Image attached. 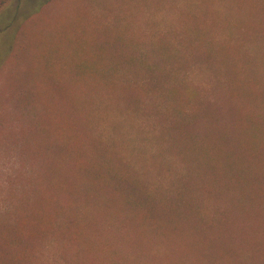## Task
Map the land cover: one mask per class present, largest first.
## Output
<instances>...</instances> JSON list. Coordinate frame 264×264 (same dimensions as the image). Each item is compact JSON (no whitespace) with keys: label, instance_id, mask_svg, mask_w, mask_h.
I'll use <instances>...</instances> for the list:
<instances>
[{"label":"rangeland","instance_id":"rangeland-1","mask_svg":"<svg viewBox=\"0 0 264 264\" xmlns=\"http://www.w3.org/2000/svg\"><path fill=\"white\" fill-rule=\"evenodd\" d=\"M0 264H264V0H0Z\"/></svg>","mask_w":264,"mask_h":264},{"label":"trees","instance_id":"trees-1","mask_svg":"<svg viewBox=\"0 0 264 264\" xmlns=\"http://www.w3.org/2000/svg\"><path fill=\"white\" fill-rule=\"evenodd\" d=\"M7 257V255H3L1 256V259H5Z\"/></svg>","mask_w":264,"mask_h":264}]
</instances>
